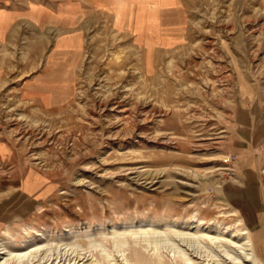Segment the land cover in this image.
Segmentation results:
<instances>
[{
	"label": "rangeland",
	"instance_id": "obj_1",
	"mask_svg": "<svg viewBox=\"0 0 264 264\" xmlns=\"http://www.w3.org/2000/svg\"><path fill=\"white\" fill-rule=\"evenodd\" d=\"M5 15L0 262L264 264V0Z\"/></svg>",
	"mask_w": 264,
	"mask_h": 264
},
{
	"label": "crops",
	"instance_id": "obj_2",
	"mask_svg": "<svg viewBox=\"0 0 264 264\" xmlns=\"http://www.w3.org/2000/svg\"><path fill=\"white\" fill-rule=\"evenodd\" d=\"M95 3H101V6H102V3H104V2L97 1ZM28 11H29V13H31V19H29L31 24L38 23V20L40 17L39 16V11H40L39 8L33 6V7H30ZM5 17L7 19H5L3 16H0V30H2L4 28L6 20H7V22L9 20L7 15H5ZM46 17L47 18L50 17L49 14H47ZM57 43H58L57 47H59V48H69V47L75 48L78 45L77 37L75 36V34L60 38V40L59 39L57 40Z\"/></svg>",
	"mask_w": 264,
	"mask_h": 264
},
{
	"label": "bare ground",
	"instance_id": "obj_3",
	"mask_svg": "<svg viewBox=\"0 0 264 264\" xmlns=\"http://www.w3.org/2000/svg\"><path fill=\"white\" fill-rule=\"evenodd\" d=\"M39 248H40V247H39ZM37 251H38V250H37ZM35 252H36V251H35ZM29 253H30V251H29ZM29 253H28V251H25V252H23V253H22V252H21V253H11V252H10V253L8 254V258H10V259H12V260H13V259L17 260V259H21L22 257L27 256V254H29ZM5 259H6V258H5ZM15 260H14V261H15ZM4 262H6V261H5V260H4V261H1L0 264H4Z\"/></svg>",
	"mask_w": 264,
	"mask_h": 264
}]
</instances>
